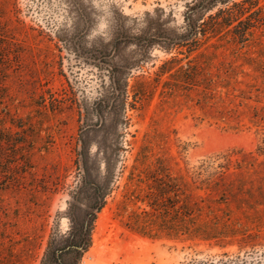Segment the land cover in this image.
Returning <instances> with one entry per match:
<instances>
[{"label":"rangeland","instance_id":"1","mask_svg":"<svg viewBox=\"0 0 264 264\" xmlns=\"http://www.w3.org/2000/svg\"><path fill=\"white\" fill-rule=\"evenodd\" d=\"M200 2L0 0V264H264L263 187L208 240L147 203L158 175L220 153L252 154L244 179L264 183V0L196 42Z\"/></svg>","mask_w":264,"mask_h":264},{"label":"trees","instance_id":"2","mask_svg":"<svg viewBox=\"0 0 264 264\" xmlns=\"http://www.w3.org/2000/svg\"><path fill=\"white\" fill-rule=\"evenodd\" d=\"M206 1L201 0L192 8L195 10L202 7L198 12H193L192 17H190L192 19L191 34H193L196 42H199V36L207 37L208 34H221L224 29L233 26L234 23H243V18L258 6L257 2H252V0L235 2L231 6H229V0H211L204 5ZM217 3L225 5V7L210 15L208 19L203 20L202 17L211 11ZM252 27L255 26L249 25L245 28V31ZM247 35L252 36L248 32L241 34L240 43L249 40ZM194 75L191 85L199 87L200 84H206L205 89H211L214 83L212 78L207 76L204 78L205 75H202L198 68L195 69ZM116 90L118 93L115 92V100L111 105L110 112L114 117V125L118 128L127 96L125 89L121 86ZM101 104L99 103L100 106ZM199 104L208 106L210 101L206 98ZM240 155L241 157H239ZM255 161L256 159L252 154H241V152L232 151L202 160L198 166L188 170L187 176L181 175L173 178L170 175L161 174L162 178L159 179L158 175L154 182L157 184L152 188L154 192L152 191V195L147 201L148 206L152 209L156 208V210L160 208L165 212L164 214L169 213L168 211L171 209L174 210L181 228H196L194 236L208 240L213 237V230L208 228L219 227L221 221L219 213L223 211V205L228 207L230 204H235L237 209H243V205H246L248 200L255 197L257 188L260 192H263L264 183L259 184L257 187L255 185L256 180L244 179L245 174L255 168ZM254 174H260V172L256 170ZM261 181L264 182V177L261 178ZM187 222L191 223L192 226L187 227ZM90 231V228L87 229L79 238L74 236V242L72 243L74 248L69 247L67 250H61L58 253H49L48 256L52 255L51 262H58L63 255L71 251L83 254L89 247Z\"/></svg>","mask_w":264,"mask_h":264}]
</instances>
